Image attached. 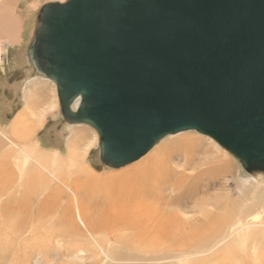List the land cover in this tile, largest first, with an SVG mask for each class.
Returning <instances> with one entry per match:
<instances>
[{
  "label": "water",
  "instance_id": "1",
  "mask_svg": "<svg viewBox=\"0 0 264 264\" xmlns=\"http://www.w3.org/2000/svg\"><path fill=\"white\" fill-rule=\"evenodd\" d=\"M27 57L68 125L118 170L184 132L264 178V0H67L37 13Z\"/></svg>",
  "mask_w": 264,
  "mask_h": 264
},
{
  "label": "bare ground",
  "instance_id": "2",
  "mask_svg": "<svg viewBox=\"0 0 264 264\" xmlns=\"http://www.w3.org/2000/svg\"><path fill=\"white\" fill-rule=\"evenodd\" d=\"M19 3L0 0V34L11 44L24 30L4 10ZM44 118L21 111L9 127L13 141L0 128V264H193L206 255L218 264L234 250L260 254L263 177L251 176L250 188L234 180L236 198L229 189L204 198L220 176L232 174L230 162L205 151L201 164L199 141L180 137L120 176L103 178L86 160L90 143L81 150L74 136L62 156L33 141V120Z\"/></svg>",
  "mask_w": 264,
  "mask_h": 264
},
{
  "label": "rangeland",
  "instance_id": "3",
  "mask_svg": "<svg viewBox=\"0 0 264 264\" xmlns=\"http://www.w3.org/2000/svg\"><path fill=\"white\" fill-rule=\"evenodd\" d=\"M9 1L12 2L15 0ZM56 1L60 0H20L19 5L12 6V9H14L13 12H11L12 9H10L9 12L7 9L4 10V14L8 15L7 20L12 19L16 22L15 19H18L17 23L24 31L21 38L14 44L4 40L1 37L3 34H0V47L2 49V51H0V128H3L2 130L7 132L10 137L9 127H11L12 121L21 111L28 107L29 109H32V111L41 112L45 115V118L42 121L44 124L39 127L42 122L39 120L36 121V119L33 120V129H36L33 135L34 142H41L42 144H40L42 148H48L49 151H59L62 156L68 155L69 143L76 138L80 140L79 149L81 150H83L86 144L90 143L91 147L88 149L86 160H88V163L93 167L95 170L94 172L98 173L97 175L103 178L118 177L123 172H126V170L135 168L138 163L142 162L144 157L142 160L140 159L139 161L118 170L102 166L100 161L98 133L89 126H70L66 124L61 116L60 106H58L60 104L58 103H56L57 106L53 111L48 109L49 106L54 103L55 96L58 98L56 85L53 82H47L44 79L38 78L29 63L27 50L33 39L37 13L46 3ZM33 5L36 7H33ZM95 135L98 137L97 140L95 139ZM180 137L193 138L199 141L201 145L200 147L203 151H201V156L197 162H200L201 164L205 163L204 160L209 156L207 153L205 155V151H209L208 154L214 153L218 155H226L230 162L232 174L228 175V177L220 176L217 179L216 185L214 187L209 186L208 191L205 195L203 194L202 197H223L226 194V190L229 189L236 198L239 192L237 191V183H235L236 181L234 180H237L240 186L242 184L245 186L247 185V188H250L252 184H254V179L251 175L242 170L241 165L236 158L222 149L213 139L210 140L206 138L207 136L200 135L196 132L169 136L158 143L152 151L156 150V147L158 149L163 146V144L174 141ZM10 139L13 141L12 136ZM229 177L231 179H229ZM227 179L228 182H226ZM204 182L202 185H205L207 181L204 180ZM228 184L229 186H227ZM18 195L20 196V194ZM3 201L5 202L7 199ZM13 204L17 205V202L12 203L11 206ZM111 245H115L114 242H111ZM234 251H232L233 253L230 255L231 260L226 259L229 256L225 255L224 262L218 264H264V247H261L260 254L257 256L252 255L253 250L252 252L249 250L248 253L236 251L234 253ZM223 254H225V252ZM209 257L210 255L196 258L193 257L192 262L193 264H210L211 258ZM219 258L221 259V257ZM33 262H35V260ZM85 264H88V262Z\"/></svg>",
  "mask_w": 264,
  "mask_h": 264
}]
</instances>
